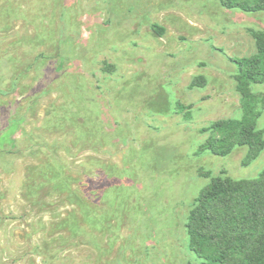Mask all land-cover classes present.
<instances>
[{
	"label": "rangeland",
	"instance_id": "rangeland-1",
	"mask_svg": "<svg viewBox=\"0 0 264 264\" xmlns=\"http://www.w3.org/2000/svg\"><path fill=\"white\" fill-rule=\"evenodd\" d=\"M251 29L218 0H0V264H198L195 197L264 168L201 149L241 116Z\"/></svg>",
	"mask_w": 264,
	"mask_h": 264
},
{
	"label": "trees",
	"instance_id": "trees-1",
	"mask_svg": "<svg viewBox=\"0 0 264 264\" xmlns=\"http://www.w3.org/2000/svg\"><path fill=\"white\" fill-rule=\"evenodd\" d=\"M226 8L244 11L264 10V0H218ZM159 34L164 27L153 24ZM255 51L245 57H232L240 95L241 116L214 120L203 127L208 132L202 150L220 156L235 147L246 146L244 163L256 159L264 149V129L258 126L264 109V92L253 89L264 84V31L252 30ZM192 84L203 86L198 74ZM189 247L198 264H264V168L250 179L229 175L211 176L195 197L185 222Z\"/></svg>",
	"mask_w": 264,
	"mask_h": 264
}]
</instances>
